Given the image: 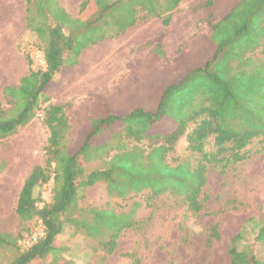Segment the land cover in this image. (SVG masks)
<instances>
[{"label":"trees","instance_id":"obj_1","mask_svg":"<svg viewBox=\"0 0 264 264\" xmlns=\"http://www.w3.org/2000/svg\"><path fill=\"white\" fill-rule=\"evenodd\" d=\"M23 1L26 28L38 42L43 68H30L18 86L3 88L6 106H0V142L28 125L43 103L47 106L41 123L48 137L43 165L33 167L18 194L14 210L18 233L0 232V250L13 253L12 264H39L56 254V239L76 208L79 190L98 183L105 185L110 196L122 200L140 196L145 205L166 194L184 203L187 215L199 217L204 211L201 194L208 168L223 175L251 158L247 147L254 140L264 142V0H242L217 23L199 24V33L206 34L213 48L201 65L194 67L180 55L162 71L143 59L126 62L128 72L108 88L65 103L45 94L57 75L64 80L61 88L72 82L82 50L125 33L138 21L137 11L141 20L161 17L181 0H155V7L151 0H134L130 11L117 12L122 21L123 15H131L125 25L106 38L84 44L80 42L93 33L97 18L107 16L105 24L118 19L112 14L121 0H84L77 19L66 14L59 0ZM204 6L210 7L211 2ZM169 18L163 17L165 26ZM161 55L159 49L153 52L158 59ZM26 60L30 67L32 61L28 56ZM137 70L149 71L145 83L133 81L141 75ZM153 72L158 75L153 77ZM163 117L173 123L170 129L151 131ZM184 135L189 159L169 160ZM49 183L51 199L46 203L41 190ZM228 209L226 203L213 215ZM114 218L111 226L118 229L110 227L108 240L101 243L109 246L108 254L123 229L145 231L144 219L125 220L120 228ZM34 221L40 223L41 234L21 247L19 241L34 234ZM95 229L93 234L99 233ZM244 232L245 228L229 242L230 264H264L252 249L238 248ZM218 239L216 223L208 230L207 242ZM254 245L264 246V224ZM123 257L133 260L136 254L128 252Z\"/></svg>","mask_w":264,"mask_h":264},{"label":"rangeland","instance_id":"obj_2","mask_svg":"<svg viewBox=\"0 0 264 264\" xmlns=\"http://www.w3.org/2000/svg\"><path fill=\"white\" fill-rule=\"evenodd\" d=\"M206 1L211 2L210 7L204 6ZM226 1H196L190 7L189 15L193 19L199 14L200 16L204 14V17L211 19L212 15L208 14L214 7L224 12L228 11L231 5ZM133 2L134 0L119 1L112 14L114 18L119 17L117 14L119 11H130L129 6ZM150 5L155 7V0H151ZM60 6L62 7L61 4ZM25 8L23 0H0V106L3 108L6 106L2 95L3 88L18 86L20 79L30 68L34 70L43 68L38 42L26 28ZM64 11L74 19L65 9ZM184 11L178 14L181 15ZM139 14L140 11H137L135 19H142ZM106 19L107 16L97 18L94 22L95 30L83 38L80 44L114 34L116 29L121 28L131 19V15H123V21L120 17L114 22L105 24ZM98 42L84 50L94 52L99 49L100 51L103 41ZM82 53L83 50L79 56ZM132 53H135L134 50ZM26 56L32 61L30 67ZM195 58L191 60V65L194 67L201 65L199 61L202 58L196 60ZM137 71H141V75L134 77L133 81L139 80L140 83H145L150 76L149 71ZM96 72L98 73L97 70L90 71V74L86 73L84 78L79 80L76 77L75 85L72 84V80L63 88L61 86L64 80L57 75L45 97L50 100L57 99L60 103L71 99H85L89 93L88 82L90 80L91 83ZM152 75L155 77L158 73L153 72ZM161 82L157 80V84ZM46 106L47 103L41 104L34 119L28 125L0 142V232L13 235L18 233L19 225L14 210L19 191L33 167L42 166L44 163L43 147L48 133L41 119ZM76 106L81 108V105ZM172 124L170 119L163 117L151 126V131H167ZM186 145L184 135L176 142L175 152L168 155L169 160L170 158L189 159ZM247 149L251 153V158L235 168L228 169L223 175L208 168L206 184L201 194V198H204V211L199 217L187 215L185 204L166 194L157 196L150 205H145L144 198L140 196H131L124 200L110 196L103 183L81 188L78 192L76 208L56 239L59 250L54 255H48L39 264H135V261L136 264H230L227 253L229 242L243 228L245 232L238 248H250L264 260V246L254 245L259 226L264 224V142L254 140ZM51 185L49 183L41 190V196L46 203L51 199ZM226 203H229V209L220 216H214L213 214ZM133 204H137L136 207ZM111 218L118 221L120 228L126 223L125 220L144 219L145 231L139 234L131 229H123L117 240V246L111 254H108L109 246L101 243L108 240L111 234L110 227L113 231L118 229L117 225L111 226L114 225ZM216 223L219 239L208 243V230ZM33 224L34 234L20 240L21 247H26L34 237L40 236V223L34 221ZM94 229L99 233L93 234ZM133 251L136 254L133 260L123 257V254ZM13 257L12 252L0 250V264H12Z\"/></svg>","mask_w":264,"mask_h":264},{"label":"crops","instance_id":"obj_3","mask_svg":"<svg viewBox=\"0 0 264 264\" xmlns=\"http://www.w3.org/2000/svg\"><path fill=\"white\" fill-rule=\"evenodd\" d=\"M83 1L61 0L60 4L74 19H77L80 4ZM196 1L200 2V0H181L175 9L162 14L161 17L138 20L122 35L103 41L100 51L99 49L94 52L83 50L77 64L73 67L72 84L75 85L77 80L84 78L86 73L90 74V71L97 70L98 73L96 72L91 83L90 80L88 82L90 87H87V91L108 88L117 77L128 72L126 62L133 63L137 59L146 60L149 65L159 68L161 71L162 67H165L178 55L189 60L201 57L199 63L204 62L213 48L207 40L206 34L199 33V24L217 23L242 0L237 2L227 0L226 3L229 1V5H231L227 12L214 7L208 14L212 15L211 19L204 17V14L201 16L199 14V17L195 16L192 19L189 9ZM182 11H184L183 14H178ZM167 15L170 18L165 26L162 19ZM158 49L162 54V58L159 59L153 56V52ZM132 50H134V54H131Z\"/></svg>","mask_w":264,"mask_h":264},{"label":"built area","instance_id":"obj_4","mask_svg":"<svg viewBox=\"0 0 264 264\" xmlns=\"http://www.w3.org/2000/svg\"><path fill=\"white\" fill-rule=\"evenodd\" d=\"M35 240V237L33 238V240L32 241H34Z\"/></svg>","mask_w":264,"mask_h":264}]
</instances>
